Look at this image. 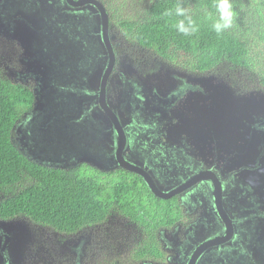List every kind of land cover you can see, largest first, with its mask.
Masks as SVG:
<instances>
[{
	"label": "flooded vegetation",
	"instance_id": "obj_1",
	"mask_svg": "<svg viewBox=\"0 0 264 264\" xmlns=\"http://www.w3.org/2000/svg\"><path fill=\"white\" fill-rule=\"evenodd\" d=\"M21 2L32 11V19H28L23 27L22 38L28 35L30 40L37 39L34 20L42 26L40 31L37 30L42 41L53 38L51 34L60 37V43L51 46L60 49L64 55L52 54L51 61L60 65H51L46 86L60 88L63 70L62 75L58 74L59 67L63 68L69 60L73 65L85 63L86 73L79 81L64 82L60 88L80 97L60 99V105L53 111L59 120L48 123L47 128L57 133L63 125L67 126L69 119L79 120V125L77 128L78 121L71 123L72 127L76 125L75 138L66 139L60 145L57 138L51 142V152L45 149L40 134L34 135V127L40 123L41 116L40 109L35 106L42 97L34 77L36 73L31 71L38 67L48 74L46 61L42 59L44 64L39 65L40 60L34 56L32 59L37 66L14 77L13 82L28 86L33 97L30 108L15 125L13 138L19 150L44 168L71 171L86 166L114 180L127 173L134 176L128 182L137 181V177L143 182L140 176L119 168L117 161L120 160L144 171L164 194L181 190L166 200L152 196L155 202L168 203L170 209L159 216L143 217L140 224L116 206L109 208L102 220L78 226L72 232L36 224L25 217L0 219L1 222L26 219L24 223L4 225L7 227L0 225V264H264V135L242 133L243 138L258 139L253 147L243 146L224 137L219 125L213 127L215 122H211L209 114L203 113L196 120L178 113L182 110L179 108L189 107L188 101H184L187 96L211 99L212 85L199 84L198 79L192 77L206 74L197 75L186 68L179 70L170 65V72L164 76L158 72L161 67L156 71L155 66L150 73L165 80L164 84L157 85L162 90L149 84L145 86L133 76L117 49L119 42L111 35V2L0 0V20L5 19L4 15L7 17L6 23H0V33L6 32L8 37L19 34V20L26 14L23 8V13L19 12ZM94 3L103 8L108 20L106 42L112 50L114 63L106 80L105 103L118 121L119 135L112 121L99 120L100 113L105 116L97 102L100 71L109 62L108 50L102 44L101 27L99 32L98 27H93L90 35L82 32L88 21L97 26L101 24ZM48 26L51 34L47 33ZM94 29L97 33H93ZM67 46L80 52L76 55L82 59L80 62L75 56H67ZM134 46L140 55H148L149 59L152 56L155 63L163 62L154 50L142 48L138 43ZM135 58L138 62L140 57ZM131 67L133 69L136 64L134 66L132 62ZM36 76L42 79L38 74ZM27 81L32 85H27ZM112 86L118 89V95L113 96ZM68 102L71 106L67 108ZM199 103L202 105L201 101ZM205 106L203 104L202 108ZM188 111L193 113L194 109ZM28 120L31 122L26 123ZM262 124L264 128V119ZM121 141L123 146L117 153ZM229 141L233 144L229 145ZM55 147L58 148L54 150ZM110 218L132 225L141 235L139 246L126 251L124 256L116 249L111 257L106 255V249L97 247L101 251L94 252L95 247L89 239Z\"/></svg>",
	"mask_w": 264,
	"mask_h": 264
},
{
	"label": "trees",
	"instance_id": "obj_2",
	"mask_svg": "<svg viewBox=\"0 0 264 264\" xmlns=\"http://www.w3.org/2000/svg\"><path fill=\"white\" fill-rule=\"evenodd\" d=\"M135 1L141 8L136 18L117 22L134 43L154 50L163 62L193 74L211 73L223 65L248 72L264 91V0H232L234 27L221 36L204 23L205 12H215L213 0H181L201 24L200 31L191 37L176 31V17L164 15L177 0ZM32 99L28 86L0 76V192L9 191L0 199V219L25 217L36 224L72 232L78 226L102 220L113 206L127 211L139 224L143 217L159 216L170 209L168 203L154 201L139 177L128 182L134 176L123 173L119 179L107 175L102 181L103 174H86V166L71 171L49 169L21 155L14 147L12 132ZM263 119L259 118L258 128L252 126L251 132L264 131Z\"/></svg>",
	"mask_w": 264,
	"mask_h": 264
},
{
	"label": "rangeland",
	"instance_id": "obj_3",
	"mask_svg": "<svg viewBox=\"0 0 264 264\" xmlns=\"http://www.w3.org/2000/svg\"><path fill=\"white\" fill-rule=\"evenodd\" d=\"M110 2L111 10L109 13H111V35L113 39H117L116 42H119L117 49L121 54L122 61H124L126 65L130 66L132 75L140 79V82H142L145 86L149 84L150 87L155 86L157 89L162 90V88L158 87L157 85H161L162 83L164 84L165 80L156 78L153 72L150 73V71H153L155 66L157 67V69H155L156 71L161 67L158 72H161L165 76L168 72H170L171 66L165 62L155 63L157 61H152V56L149 59L148 55H145V57L140 55V53L134 48V42L130 39L126 41V37L125 40L118 41L125 35L118 28L117 22L122 20V18H136L135 16H137L138 12L141 11V8L138 7V2L135 0H106V3L109 4ZM4 18L5 19L0 20L1 24L7 21L6 15H4ZM88 23L91 32L93 27L97 28V24L95 22L88 21ZM4 26L6 28V24ZM36 27L37 26H35V28ZM93 33H97L96 29H94ZM59 43L60 40L55 42L56 45ZM31 46V49L28 48L25 41L19 36L8 37L7 33H0V76L4 77L8 81H13L15 76L23 73L27 69V66L34 62L33 59L30 58V56L34 54V51L43 54L44 44L41 43V46L38 47L33 41ZM136 56L140 57L138 62H136ZM38 59L40 60L39 65H43L44 62H42V58L38 57ZM132 62H134V66L136 64V67L133 69L131 67ZM48 63L49 65H52V67L60 65L59 63H54L52 61ZM147 66H149V69H147ZM177 68L179 70L181 69L180 67ZM192 77L204 81L205 84L212 85V90L209 92V94L211 93L212 98L209 100H203L202 98H197L193 95L187 96L185 97L184 101H188L189 107L184 106L179 108L182 110H180L181 112L178 113L180 115H184L185 117H194L196 120L197 118H201L203 113L205 115L209 114L211 122H215L212 123L213 127L219 125L223 129L222 135L224 137L229 139L232 138L236 141V144L240 143L243 146L249 145L250 147L255 146L258 141L257 138H243V135H241L243 133L242 131L245 129V124L243 125L242 121H245L248 125L251 124L255 126L257 125L258 119L262 116L263 112L264 91L260 90V84L256 83V81L252 78V75L248 72L232 68L228 65H223L218 67L215 71L207 73L204 76L192 75ZM26 84L32 85V82L27 81ZM109 85L111 86V82ZM112 87L113 96L118 95V89L115 86ZM226 89V96H221L220 92ZM199 101H201L202 105L206 104L204 109L202 108V105H200ZM66 106L68 108L70 103H66ZM191 108L194 109L193 113L188 111V109ZM207 108L209 109L207 110ZM238 119H240V121H238ZM99 120H102L103 122L107 121L106 117L103 116L102 113L99 115ZM221 121L229 125L223 126ZM237 136H240V139H237ZM56 138L58 140V144L60 145L62 139L61 131H58L55 135L49 133L47 136V141L49 143L47 149L50 152L53 151L52 147L50 149L51 142H55L54 139ZM248 141L251 143L249 144ZM232 144L233 142L229 141V145ZM212 147L213 144L211 143V148ZM57 148L58 147H55L54 150ZM83 169H85V172L88 175L95 174L92 169L86 167ZM106 177L107 176H102L100 178H102L101 180L103 181L106 179ZM8 194L9 191H1L0 199L4 195ZM25 221L26 219L17 218L15 219V222L0 221V225L7 227L9 225H15L16 223H24ZM89 239L92 241L93 246L95 247L94 252L98 253L101 250L106 249V255L109 254V257H111V253L115 252V249L123 255L126 251L139 246L141 235L132 225L126 224L118 218H110L107 223L97 229L95 236H90ZM97 247L102 249L99 250Z\"/></svg>",
	"mask_w": 264,
	"mask_h": 264
},
{
	"label": "water",
	"instance_id": "obj_4",
	"mask_svg": "<svg viewBox=\"0 0 264 264\" xmlns=\"http://www.w3.org/2000/svg\"><path fill=\"white\" fill-rule=\"evenodd\" d=\"M95 6H97V10L99 12V17H100V20H101V35L103 34V41H102V44L104 46V48L106 50H108V55H109V62H108V65L106 66L105 69H103L102 71H100V85H99V89L97 91V102H98V105H99V108L102 110V112L104 113L105 117L107 118V120L112 121L113 123V126H114V130L115 132L118 134V133H121V130L120 128L118 127V121L115 117V115L111 112V110L107 107L106 103H105V85H106V80L108 78V75L109 73L112 71V67H113V63H114V58H113V55H112V50L109 49V46H107V37H106V34L105 32H107V17H106V14L103 10V8L101 6H99V4L97 3H94ZM34 20V19H33ZM33 26H37L35 28L34 26V29H36V33L35 35L37 36V39L35 40H30V36L28 35H24L23 37V40L25 41L26 45L28 48H32V44H33V41L36 43V45L38 47L41 46V43L42 44H47V45H44V52L43 54L40 53V52H37L35 51L33 55L30 56V58H33L34 56L36 57H41L43 60L46 61V65H47V68L46 70L49 72L47 74V72L45 70L41 71L38 67H36V69L34 71H31L35 66H37V62L34 61L32 64L28 65L27 66V69L25 70L24 73H28V72H33V73H36V75L38 74L40 76V78L42 79H38L41 81V83L44 85L43 87V90H42V93L46 96L44 97V100L45 98L48 99V102H47V108L48 106H50L51 108H53L55 106V103L54 101H58L60 99H68V98H75V99H78L80 96L78 94L75 93V95H71V93H74V92H63L62 89H59V92H54L53 94H51V91L49 90V94L48 95V91H47V86H46V82L48 80V78L50 77V67L51 65H49L48 62H50L52 60V58H54V56L52 54H55L57 55L58 57H60V55H64V53H60V49H54L51 45L56 41H59L60 40V37L56 38L55 35L51 34L49 32V29L47 30V33L48 34H51L53 36V38H48L47 36V40L46 41H42L41 38H40V35L38 34L37 30L40 31V28H42V26L39 24L38 21L34 20V22H32ZM39 40V41H38ZM104 42V43H103ZM105 44V45H104ZM66 50H67V56L71 55V58L73 56H75L77 58V54H80L77 53L75 51V48H69L68 46L66 47ZM57 53V54H56ZM79 59V62L82 60L80 57L77 58V60ZM71 60L67 61V63L63 66V68L60 66L59 68V73L58 74H61L62 75V70H63V83L61 84L60 88H63L64 86V82H68V81H79L80 78H82L84 76V73L85 72V68L83 67V64H76V65H73L72 63H70ZM97 73V71H96ZM45 76V77H44ZM197 83L201 84V83H204V81L202 80H198ZM199 86V85H197ZM52 89V88H50ZM212 90V89H211ZM205 91V90H204ZM208 92V91H206ZM66 93V94H65ZM226 93H227V89L224 90V91H221L220 92V95L221 96H226ZM211 95V93H210ZM212 98V97H210ZM45 105V103H44ZM42 104H40L39 106V109L41 108ZM264 118V106H263V112H262V116ZM238 121H240V119H238ZM28 122H31V121H28ZM242 124L244 125L245 129L244 131H242L244 133V135H247V136H250L251 134H256L255 132H251L252 131V126L251 124H246V122L242 121ZM16 128V126H14ZM14 128V129H15ZM34 135L36 136V134H42L43 137H46V140H47V134H46V131L44 129H41L39 126H35L34 127ZM13 129V131H14ZM84 133H86V130H84ZM262 135H264V131H262L261 133ZM119 135V134H118ZM79 136V135H77ZM252 136H255V135H252ZM264 137V136H262ZM122 141L120 142V144L118 145V152L121 151L122 149ZM117 164H118V167L127 171V172H131V173H134L138 176H140L142 179H143V182L145 183V185L147 186L148 190L150 191V193L152 194V196H154L155 198L157 199H160V200H166L168 198H170L171 196L175 195L176 193H178L181 189H177V190H174V191H169L168 193H163L161 191H159L155 184L153 183V181L148 177V175L142 171L141 169H139L138 167L136 166H133V165H130L128 163H124V161H120L118 160L117 161Z\"/></svg>",
	"mask_w": 264,
	"mask_h": 264
},
{
	"label": "clouds",
	"instance_id": "obj_5",
	"mask_svg": "<svg viewBox=\"0 0 264 264\" xmlns=\"http://www.w3.org/2000/svg\"><path fill=\"white\" fill-rule=\"evenodd\" d=\"M213 7L215 9V12H211V11L205 12L204 23L208 24L210 29L213 32H215L217 34V36H221L222 34H224L225 32L229 31L230 29H232L234 27L236 12L234 11V6H233L232 0H213ZM21 8L24 9V12H26V14L25 15L23 14L22 18L19 20V23H18V25H20V32H19V34L16 35V37L19 36L20 38H22L21 35H23V32H24L23 27L26 25L27 20L32 19V11H30V8L26 7V5L23 4V2H21V6L19 7V12L23 13L21 11ZM164 15L176 17V19L174 21V27L179 34H181L185 37L194 36L195 34H197L200 31L201 24L198 23L193 18V16L190 14V10L184 6V4L181 2V0H177V3L175 4L174 8L166 10ZM107 25H108V22H107ZM97 27H98V32H99V27H101V25L99 24ZM89 28H90L89 24H87V27L82 28V32L86 35L87 34L90 35L91 32H90ZM48 29H49V26H48ZM49 32H51V29H49ZM34 77L40 85V88H41L40 93H41V97H42V101L38 105L35 106V108H39L40 104H42V106L38 112L41 115L40 116V123L38 124V126L40 127V125H41L40 128L44 129L46 131L47 136L49 133H52L53 135H55L56 133L54 131L53 132L49 131V129L47 128V124L50 122H54L55 120H59L55 117L53 111H54V108H56L58 105H60L61 102H59V100L54 101L55 106L53 108L48 106V108H47L46 105H47L48 99L45 98V100H44V97H46V96L42 93L44 85L41 83L40 80H38V77L36 75ZM59 89L47 88L48 95H50L49 90L51 91V94H53L55 91L59 92ZM68 99H71V98H68ZM44 103H45V105H44ZM63 104H62V106H63ZM20 119H21V117H20ZM28 121H30V120H28ZM28 121H26V123ZM76 121H78L76 124L77 128H78L79 120H75V119L74 120H72V119L68 120L67 126H65V125L62 126V128H61V132H62L61 142L62 143L66 139L69 140L71 137L75 138L74 132L76 131V125L74 127H72L71 123L76 122ZM15 132H16V130H14L12 132L13 135ZM40 137L43 141H45V143H44L45 149L47 151H49L47 149V146L49 145V143L46 140V137H43L42 134H40ZM12 141H13L14 147L17 148L18 152L21 155H23L24 157H26L19 150V148L16 146V144L14 142V138L12 139ZM54 141H55V139H54Z\"/></svg>",
	"mask_w": 264,
	"mask_h": 264
}]
</instances>
